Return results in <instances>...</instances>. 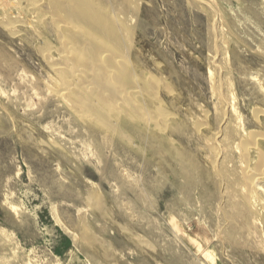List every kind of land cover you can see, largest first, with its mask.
<instances>
[{
  "label": "rangeland",
  "instance_id": "rangeland-1",
  "mask_svg": "<svg viewBox=\"0 0 264 264\" xmlns=\"http://www.w3.org/2000/svg\"><path fill=\"white\" fill-rule=\"evenodd\" d=\"M105 1L173 118L141 151L84 126L30 32L0 21V264H264V235L234 202L238 165L209 162L210 141L238 163L235 131L264 133V0Z\"/></svg>",
  "mask_w": 264,
  "mask_h": 264
},
{
  "label": "bare ground",
  "instance_id": "bare-ground-1",
  "mask_svg": "<svg viewBox=\"0 0 264 264\" xmlns=\"http://www.w3.org/2000/svg\"><path fill=\"white\" fill-rule=\"evenodd\" d=\"M44 2L50 11L41 6ZM215 3L206 1L214 10ZM104 4L105 0H0V21L11 35L30 32L50 68L52 91L84 126L112 138H123L127 145L141 151L137 138L146 140L147 135H152V126H166L173 117L155 104L159 82L147 80L138 70L139 65L127 55V42L131 44L132 40L123 39L126 28L122 26L121 17L110 13ZM131 6L135 9V4ZM48 17L56 42L50 40L44 27ZM129 33H126L128 37L132 35ZM215 83V92L220 97L216 78ZM224 106L229 113V104ZM261 115L260 110H254V119L260 121ZM229 117L225 115V123ZM196 128L198 131L204 128V121ZM235 133L239 136V142H235L240 152L238 163L236 153L231 150L222 153L219 142L215 141L209 142L215 153V158L209 162L214 167L227 163L238 165L240 175L231 182L234 202H239V210L243 211L238 210L239 213L252 217L259 233L264 235V190L260 186L264 183L261 146L264 133L242 130ZM252 153L256 154V161L251 158ZM92 199L97 202L96 197ZM86 233L84 240H89Z\"/></svg>",
  "mask_w": 264,
  "mask_h": 264
}]
</instances>
